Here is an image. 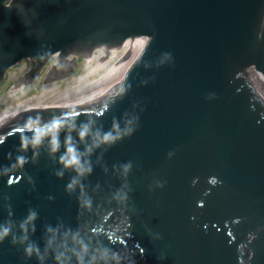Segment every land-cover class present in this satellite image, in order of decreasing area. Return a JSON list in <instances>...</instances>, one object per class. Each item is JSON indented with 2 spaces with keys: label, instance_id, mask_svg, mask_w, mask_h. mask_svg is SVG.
<instances>
[{
  "label": "water",
  "instance_id": "obj_1",
  "mask_svg": "<svg viewBox=\"0 0 264 264\" xmlns=\"http://www.w3.org/2000/svg\"><path fill=\"white\" fill-rule=\"evenodd\" d=\"M129 38L0 131V264H264V0L0 1V81Z\"/></svg>",
  "mask_w": 264,
  "mask_h": 264
},
{
  "label": "bare ground",
  "instance_id": "obj_2",
  "mask_svg": "<svg viewBox=\"0 0 264 264\" xmlns=\"http://www.w3.org/2000/svg\"><path fill=\"white\" fill-rule=\"evenodd\" d=\"M130 40L136 41L135 46L131 47V43H128L130 42ZM147 44L148 41L146 39L129 38L121 42L120 44H102L92 50L82 49L81 52L84 53V58L81 67L83 68L99 50L109 55H112L120 60H123L131 65H134L144 52L145 48L147 47ZM131 48L136 50L131 53ZM55 59H57L58 62L60 61V65L64 64V66L67 67L77 61V57L75 55H71L70 53L63 54L62 52H57L55 54ZM66 74L67 73L63 72L62 74L58 75V78H63L62 82L66 83L65 86L73 78H67ZM47 78L48 79L46 80V85L42 88L41 93L39 95L29 98L27 102H24V104L18 102L10 106L9 108H6L0 113V131L7 128L8 126L17 123H22L38 115L52 101V99L58 94V92H55V90L58 89L60 83L59 81H54L50 83V77L48 76ZM22 89L23 87L21 85L19 87H16L13 92H17V90Z\"/></svg>",
  "mask_w": 264,
  "mask_h": 264
},
{
  "label": "rangeland",
  "instance_id": "obj_3",
  "mask_svg": "<svg viewBox=\"0 0 264 264\" xmlns=\"http://www.w3.org/2000/svg\"><path fill=\"white\" fill-rule=\"evenodd\" d=\"M128 43H131L132 47L135 46L136 41L130 40V42ZM135 50L136 49H132L131 53H133ZM59 62L57 59L55 60L52 58L36 77H34L33 74L30 73L31 63L28 60H23L19 64H16L12 68H10L5 74L4 79L0 81V113L6 108H9L10 106L18 102L24 104V102H27L29 98L39 95L42 88L46 85L48 76L50 77V83L59 81L60 86L57 90H55V92L59 93L65 87L66 83H63V78H58V75L65 72L67 73V78L74 77L82 69L81 66L83 58H77L75 64H70L68 67L64 66V64L60 65ZM68 72H71L70 75L68 74ZM21 85L23 87L22 90L13 92L16 87H19Z\"/></svg>",
  "mask_w": 264,
  "mask_h": 264
},
{
  "label": "flooded vegetation",
  "instance_id": "obj_4",
  "mask_svg": "<svg viewBox=\"0 0 264 264\" xmlns=\"http://www.w3.org/2000/svg\"><path fill=\"white\" fill-rule=\"evenodd\" d=\"M1 2H3L4 0H0Z\"/></svg>",
  "mask_w": 264,
  "mask_h": 264
}]
</instances>
